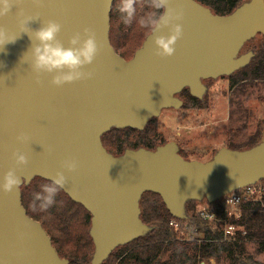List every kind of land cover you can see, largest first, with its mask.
<instances>
[{
  "label": "water",
  "instance_id": "95a60500",
  "mask_svg": "<svg viewBox=\"0 0 264 264\" xmlns=\"http://www.w3.org/2000/svg\"><path fill=\"white\" fill-rule=\"evenodd\" d=\"M114 2L42 0L36 6L22 0L0 17V26L17 37L0 49V184L15 167V151L29 160L17 170L19 191H0V264H69L43 226L27 215L21 195V188L34 179L49 181L63 171L61 163L68 158L78 161V169L65 172L68 182L61 190L91 215V264H103L118 247L153 231L140 218L146 193L158 194L170 215L184 221L188 201L215 203L264 179V133L253 148H222L205 163L183 159L174 142L155 151L126 150L120 157L102 143L112 129L143 131L164 109H180L182 102L175 96L184 88L202 99V80L230 77L247 67L254 54L240 52L258 34L264 36V0L244 3L227 16L214 15L195 0H171L170 7L184 10V35L174 56H156L155 36L149 34L128 61L110 41ZM20 10L40 18L29 24L32 30L44 20L61 23L58 38L66 47L76 32L91 28L100 46L86 69L94 78L57 88L51 77L43 76L37 84L30 67L32 41L17 23ZM21 133L29 135L27 144L17 143Z\"/></svg>",
  "mask_w": 264,
  "mask_h": 264
},
{
  "label": "trees",
  "instance_id": "16d2710c",
  "mask_svg": "<svg viewBox=\"0 0 264 264\" xmlns=\"http://www.w3.org/2000/svg\"><path fill=\"white\" fill-rule=\"evenodd\" d=\"M195 1L210 9L214 15L227 16L250 0ZM117 3L118 0H115L110 15V41L117 54L124 58L134 55L150 33L137 28L135 24L130 27H125L120 23L115 24V19L119 18V13L115 8ZM146 6L147 0H137L138 15L146 10ZM123 29L127 31L123 32ZM251 41L257 43L252 48L254 57L247 67L229 77L231 88H237L239 84L264 77V36L260 34ZM196 102L199 104L197 107L200 108L201 100L197 99ZM155 121L154 118L150 120L143 131L112 129L103 135L102 143L106 150L115 157L122 156L126 150L155 151L158 147L167 144L156 131ZM263 133L264 130L260 131L249 144L236 151L248 150L258 145ZM180 156L185 159L181 154ZM45 183L49 181L36 178L30 185L21 188L22 205L27 215L43 226L62 259L68 260L69 264H91L95 250L90 237L91 215L81 205L72 202L60 189L56 197L57 203L47 211H33L29 207L33 198L32 194L39 191L40 186ZM261 183H264V179ZM261 200L262 203H243L240 221H235L234 217L230 218L232 220L230 223L240 230L238 231L240 236L245 232L246 235L242 239L247 237L257 241L258 253L264 252V208L262 207L264 194ZM203 201L207 205V214L215 215L214 220L204 219L203 214L197 211V207ZM203 201H188L186 203L187 218L179 221L170 215L158 194H144L140 201V218L143 224L153 228V231L128 245L118 247L103 264H210L211 259L219 263L223 255H228L235 263L240 262L242 255L245 254L244 245L223 242L221 228L226 219L225 197L215 203ZM172 220L179 222L178 232L170 227ZM212 225L218 226L215 231L212 230ZM195 229L203 235L201 239L193 241L184 238V236H191ZM179 234L184 236L180 237ZM198 240H201L200 243ZM241 263L260 264L252 257L245 258Z\"/></svg>",
  "mask_w": 264,
  "mask_h": 264
},
{
  "label": "clouds",
  "instance_id": "9594fccd",
  "mask_svg": "<svg viewBox=\"0 0 264 264\" xmlns=\"http://www.w3.org/2000/svg\"><path fill=\"white\" fill-rule=\"evenodd\" d=\"M36 6H42V0H32ZM171 0H147L146 10L142 14L137 13V0H118L116 9L119 13L118 23L125 27L135 24L139 29L148 31L155 36V55L165 59L174 56L178 41L183 38L184 10L183 8L170 7ZM22 0H0V17L9 15L14 6H19ZM40 18L27 15L23 10L17 13V23L23 33L29 35L32 41L31 71L36 76V83L40 84L41 77H51V85L61 88L68 84H74L94 78L95 73L88 69L94 64L100 54V46L96 33L91 28H85L83 33L76 32L68 41V46L58 38L62 31V24L56 20H44L38 29L32 30L29 24ZM167 30V35H156ZM17 37L12 35L5 27L0 26V49L8 44L16 42ZM28 51V52H29ZM29 135L21 133L17 135L19 144H27ZM15 167L9 169L0 184V191L5 194H14L19 191L22 179L17 170L29 163L26 154L17 150L13 153ZM63 171L57 172L48 178L49 183L40 186V190L32 194L29 207L33 211H47L57 203L56 197L61 188L68 182L65 175L74 173L78 169V161L68 158L62 161Z\"/></svg>",
  "mask_w": 264,
  "mask_h": 264
},
{
  "label": "rangeland",
  "instance_id": "374dc122",
  "mask_svg": "<svg viewBox=\"0 0 264 264\" xmlns=\"http://www.w3.org/2000/svg\"><path fill=\"white\" fill-rule=\"evenodd\" d=\"M115 24L119 25L116 19ZM126 31L123 29V32ZM256 45L257 43L249 41L240 55L252 53V48ZM133 56L124 58L128 61ZM229 81L228 77H222L206 82L208 92L201 100L200 108L197 107L199 105L197 102L194 104L187 102L179 111L165 110L158 118H154L158 134L166 143H176L181 150L180 154L186 160L205 163L222 148L240 150L264 130V77L239 84L237 88H231ZM255 187L261 192L257 199H260V196L262 198L264 183L259 182ZM197 211L203 214L204 219L211 221L209 216L212 214H207V205L204 201L197 207ZM240 219L234 218L235 221ZM225 220L228 223L232 221L227 216ZM216 227L218 226L212 225L211 228L215 231ZM238 231L240 230L236 227V240L225 243L244 245L245 254L242 255L240 262L235 263L228 255H223L219 263L211 259L210 264H242L241 261L247 257L264 264V252L258 253L257 241L247 237L242 239L246 234L243 232L240 236ZM179 236L184 235L179 234ZM202 236L195 229L191 236L184 238L194 241L201 239ZM200 241L198 240L199 243Z\"/></svg>",
  "mask_w": 264,
  "mask_h": 264
},
{
  "label": "built area",
  "instance_id": "2783aa9c",
  "mask_svg": "<svg viewBox=\"0 0 264 264\" xmlns=\"http://www.w3.org/2000/svg\"><path fill=\"white\" fill-rule=\"evenodd\" d=\"M260 190H258L255 185L249 186L246 188H243L241 190H238L236 192H233L225 197V202H226V216L228 218H237L240 219L242 217V205L243 203L247 202H261L262 203V198L260 196V199H257ZM262 207L264 208V204H262ZM211 220L215 219V215L209 216ZM224 228H222L223 232V242L226 241H234L236 240V227L235 225L228 223L226 220L223 221ZM170 227L178 231L180 229V224L176 220H172L170 222Z\"/></svg>",
  "mask_w": 264,
  "mask_h": 264
},
{
  "label": "flooded vegetation",
  "instance_id": "af4514ba",
  "mask_svg": "<svg viewBox=\"0 0 264 264\" xmlns=\"http://www.w3.org/2000/svg\"><path fill=\"white\" fill-rule=\"evenodd\" d=\"M258 35H260V34H258ZM257 35V36H258ZM256 36V37H257ZM255 37V38H256ZM248 43V42H247ZM246 43V44H247ZM245 44V45H246ZM244 45V46H245ZM244 48V47H243ZM242 51V50H241ZM241 53V52H240ZM250 53V52H249ZM253 53V52H252ZM253 59V58H252ZM220 78H222V77H220ZM229 78V77H228ZM219 79V78H218ZM209 80H216V79H207V80H202L201 82H202V84L206 87V92H205V94L202 96V99L205 97V95H206V93L208 92V86L206 85V82H208ZM230 82V81H229ZM178 100H180L181 102H182V106L180 107V109H178V110H176V109H173V108H170L171 110H175V111H179V110H181V109H183V107H184V105H185V103H187V102H189V103H191V104H194V103H196V100L198 99V98H196V97H194V96H192L191 95V93H190V90H189V88H184L179 94H177L176 96H175ZM202 99H198V100H202ZM165 110H169V109H164L163 111H165ZM162 111V112H163ZM161 112V113H162ZM180 149H179V154H180Z\"/></svg>",
  "mask_w": 264,
  "mask_h": 264
}]
</instances>
